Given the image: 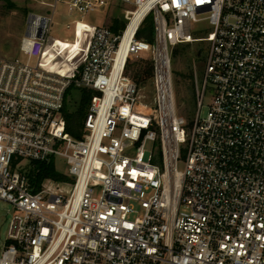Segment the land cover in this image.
Segmentation results:
<instances>
[{"label":"built area","instance_id":"obj_1","mask_svg":"<svg viewBox=\"0 0 264 264\" xmlns=\"http://www.w3.org/2000/svg\"><path fill=\"white\" fill-rule=\"evenodd\" d=\"M117 1L132 8L124 26H91L78 73L42 64L54 9L27 16L24 61L0 57V201L15 212L0 264H264V0ZM111 2L66 4L90 15ZM147 19L150 42L137 38ZM193 43L206 44V58L188 124L176 109L170 51ZM144 54L150 104L125 74ZM71 86L96 93L81 140L65 130ZM55 158L69 181L34 190L21 165Z\"/></svg>","mask_w":264,"mask_h":264},{"label":"rangeland","instance_id":"obj_2","mask_svg":"<svg viewBox=\"0 0 264 264\" xmlns=\"http://www.w3.org/2000/svg\"><path fill=\"white\" fill-rule=\"evenodd\" d=\"M69 0H0V57L5 59L25 57L19 53L20 39L26 31L27 16L29 13L49 14L54 9L53 23L50 30V37L45 55L42 59L44 67L57 71L61 74L71 76L78 73L85 62L88 45L93 36V28L104 21V26L109 27L111 20L116 18L124 26V11L132 8L126 7L117 0H112L110 8L103 12L90 15L68 13L67 4ZM47 5H51L50 8ZM82 21L86 25L75 26L73 22ZM122 26V27H123ZM206 44L193 43L188 45L175 46L170 51L172 83L177 113L190 124L193 114L192 105L197 100V92L204 75ZM75 57V58H74ZM72 59V60H71ZM150 60V55L144 54L130 58V61ZM65 66L69 69H65ZM143 88L142 101L150 104L152 101V86ZM78 100V92L72 91L65 99V107H73ZM196 103V102H195ZM211 104V94L207 91L202 103L201 117H205ZM149 113H153L150 111ZM86 130L84 128V134ZM152 153V144L145 145L143 160L148 161ZM184 154V151H183ZM55 169L58 173L68 176V168L60 158L54 160ZM21 168L28 174L33 175L34 164L23 163ZM179 171L184 168V161L181 159L177 166ZM34 180L32 176L31 181ZM12 207L0 201V254L3 244L7 240L9 223L14 215Z\"/></svg>","mask_w":264,"mask_h":264},{"label":"trees","instance_id":"obj_3","mask_svg":"<svg viewBox=\"0 0 264 264\" xmlns=\"http://www.w3.org/2000/svg\"><path fill=\"white\" fill-rule=\"evenodd\" d=\"M3 2H8V0H1ZM123 24L118 21V19L114 18L111 20L109 29L113 32H118L121 29ZM152 21L147 19L137 36L140 40H146L148 42L151 41L152 37ZM75 58V57H74ZM72 60V59H71ZM67 66H65V69ZM125 74L127 77L131 79L138 87H145L149 84L151 85L152 79V62L150 60H141L132 62H127ZM76 91L78 92V100L75 102L73 107H69L66 109L65 101L63 107V115L65 119V130L66 133L75 140H81L84 134V123L88 115V109L91 103V99L96 93L91 90H87L84 88H79L75 86H71L65 95L66 97L70 94V92ZM196 102V100H195ZM192 105L191 113L194 115L195 112V104ZM151 114V113H150ZM35 171L32 175L31 172L29 175L30 181L32 176H34V180L31 181V185L34 190H39L41 184L46 180L56 181V182H66L69 181L67 177L58 173L55 169L54 160H49L44 163H35Z\"/></svg>","mask_w":264,"mask_h":264},{"label":"bare ground","instance_id":"obj_4","mask_svg":"<svg viewBox=\"0 0 264 264\" xmlns=\"http://www.w3.org/2000/svg\"><path fill=\"white\" fill-rule=\"evenodd\" d=\"M125 46H126V44L124 45V47L120 53V57H123L125 55Z\"/></svg>","mask_w":264,"mask_h":264}]
</instances>
